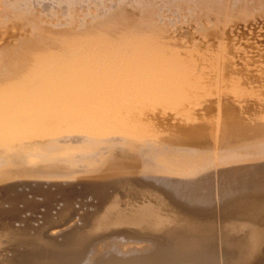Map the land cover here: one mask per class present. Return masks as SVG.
<instances>
[{"label": "bare ground", "instance_id": "6f19581e", "mask_svg": "<svg viewBox=\"0 0 264 264\" xmlns=\"http://www.w3.org/2000/svg\"><path fill=\"white\" fill-rule=\"evenodd\" d=\"M192 1L185 5L188 9L181 5L187 17L184 22L180 5L173 2L175 8L167 0H0V188L8 185L11 192L18 180L28 186L51 188L63 177L75 181L79 176L81 180L80 175L98 174L102 169L114 176L106 178L105 174L101 182L94 179L96 188L104 190L114 182L119 187L129 184L135 188L139 181L130 185L135 176L149 180L146 183L157 202L146 216L135 210L132 213L138 215H116L118 210L112 208L115 217L103 215L96 226L95 221L94 227L90 225L93 228L87 229L86 235L85 229L82 233L77 229L71 243L66 239V243H60L58 235L46 239L47 235H39L41 229L37 231L39 236L28 238L30 231L27 245L23 244L27 249L39 247L38 253L33 252L40 259L27 257L33 253L30 249L27 251L31 254L24 251L27 256L18 257L25 255L18 253V248L15 264H203L199 254L208 255L211 243L216 241L212 218L206 219L204 214L222 203L227 205L221 208L223 211L219 209L223 213L235 209L225 222V255L242 254L245 260L243 254L248 256L245 252H250L253 242H264V233L253 231L249 222L254 212L264 211V22L254 24V17L249 18L252 24H225L234 23L238 13L249 15L244 4L251 0H243L244 6L236 0L245 11L238 9L235 15L237 8H232L234 14H229L233 19L228 17L227 21L218 14L221 9L214 5L217 1H213L218 9L215 13L213 2L208 0L207 6L212 5L209 10L216 14L211 16L224 21H214V25L204 19L211 13L204 12L205 2L200 5L195 0L202 7L196 9ZM191 6L197 12L189 14ZM174 8L181 15L177 11L175 15ZM255 9L264 15V7ZM198 10H202L199 14L203 19L191 22L193 14L201 18ZM247 18L242 22H248ZM114 169L121 173L118 178L115 174L119 172H112ZM170 195L186 210L173 209ZM18 199V203L23 200ZM4 203L0 207H8ZM13 204L12 208L16 206ZM194 210L205 219L193 216ZM17 222L22 226V221ZM242 230L249 232L246 239L229 235ZM5 232V236L19 239L17 232ZM68 236L62 238L70 240ZM49 251L59 255L71 251L72 256L49 259L55 254L47 257L48 261L42 259L51 254Z\"/></svg>", "mask_w": 264, "mask_h": 264}, {"label": "rangeland", "instance_id": "374dc122", "mask_svg": "<svg viewBox=\"0 0 264 264\" xmlns=\"http://www.w3.org/2000/svg\"><path fill=\"white\" fill-rule=\"evenodd\" d=\"M167 1H170V2H168V4L170 3L171 4V6H174L175 8H176V6H179V8L182 10V6L181 5H186V6H189V3L192 1V0H190V2H188L187 0L186 1H182L181 3H178V2H175L174 0H167ZM199 4L202 2V3H204L205 2V6H204V4H202L203 6L202 7H205V10L206 11H204L205 13H207V14H209V11L210 10H212L213 8H215L213 11H217L218 9L220 10V11H218L217 13L219 14V15H223V17H225V18H223L222 17V19H224L225 21H227V20H229V18L228 17H231L230 16V14H234L233 12L234 11H237V12H235V15L238 13V9H241V11H245V9L242 7L241 8V6L239 5V3H237V1H236V3L238 4H234V2H232L231 0H230V2H229V0H225L226 2H223V3H225L226 5H227V7H228V5H229V7H228V9H227V7L225 6V4H220V3H222V1L223 0H221V2H220V0H216L217 2H218V5L215 3L214 4V2H215V0H211L213 3H212V5L214 4L216 7H218V9H216V7L214 6V7H212V5L211 4H209L208 3V6H207V2H208V0H196ZM211 1L209 0V2L211 3ZM250 1V0H249ZM255 1H257V2H255ZM173 2H175V4H176V6H175V4L173 5ZM184 2V3H183ZM188 2V3H187ZM195 0H193L192 1V3H193V5H195V6H198L197 4V2H195ZM227 2H229V4L227 3ZM238 2H240V4L242 5V6H244V7H246V9L247 8H249V9H247V10H249V11H245V13L247 12V13H249V15L248 14H245L244 16L245 17H243V13L239 10V12H241V13H238V15H236L235 16V20H234V23L232 22L233 20V16L231 17L232 19H230V20H232L231 21V23L230 22H226L225 24H228V25H246V24H252V22L255 24L256 22L257 23H259V22H264V15H261V14H263V12L261 13L260 12V14H259V11H260V9H255V8H262L263 9V7H264V0H251V2L247 5V4H244L245 2L247 3L248 1L247 0H245V2L243 1V0H238ZM242 2V3H241ZM244 2V3H243ZM177 3H178V5H177ZM197 3V4H196ZM232 3V4H231ZM257 3H259V4H257ZM166 4H167V2H166ZM166 4H165V6H166ZM244 4V5H243ZM191 5V4H190ZM201 5V4H200ZM198 6L196 9H201L202 7L201 6ZM233 6V7H231V6ZM263 5V6H262ZM168 6V5H167ZM183 6V9L186 7H184ZM212 7V9H211V7ZM224 7L225 9H227V11H228V14H229V16H227L228 14H224L225 12H223V10H222V7ZM240 6V7H239ZM248 6H251V7H248ZM253 6V7H252ZM164 7V6H163ZM169 7V8H168ZM167 7V9H166V11L169 9L170 10V6H168ZM193 6H191L190 7V9L192 8ZM200 7V8H199ZM208 7H210V8H208ZM220 7V8H219ZM234 7H236L237 9H235ZM158 8H161V6H159ZM174 8V10H175V15H176V11L178 10H180L178 7H177V10ZM223 8V9H224ZM232 8L233 9H235L233 12L231 11L232 10ZM171 11H173V8L171 7ZM186 9H188L187 7H186ZM188 10V12L189 11H192L193 9H191V10ZM195 9V10H196ZM210 9V10H209ZM224 9V10H225ZM230 9V10H229ZM242 9H244V10H242ZM168 10V11H169ZM254 10V12L256 13V11L257 10H259V11H257V14H255V13H253L255 16H253V17H249L250 15L252 16L253 14H250V13H252V11ZM256 10V11H255ZM161 11H163L164 12V9H161ZM178 11H177V13H178ZM184 10H182L181 12H183ZM187 11V10H186ZM185 11V13H188V12H186ZM194 11V10H193ZM192 11V12H193ZM199 11V10H198ZM202 10H200L199 12H198V14L199 13H202L201 12ZM213 11H210L211 13H210V15L209 16H211V14H214V15H216L215 13H216V11H215V13L213 12ZM222 11V13H220ZM226 11V12H227ZM232 13H231V12ZM263 11H264V9H263ZM170 12V11H169ZM169 12H165V13H169ZM180 12V11H179ZM180 12V13H181ZM194 12H197V11H194ZM203 12V13H204ZM213 12V13H212ZM173 12H171V15L170 16H172V17H175L173 14H174ZM179 14V13H178ZM178 14H177V16L176 17H178V19H179V16H178ZM183 15H181V14H179V15H181L182 17H180L182 20L183 19H185V17H186V15H185V17H184V12L182 13ZM189 14H192L191 12H189ZM188 14V15H189ZM217 14V17L218 18H220L219 17V15ZM258 14H259V16L261 17L262 16V20L260 19V21H259V16H258ZM200 16H198V18L199 17H201V18H199V19H197L196 17H197V14H196V17H195V14H193V16H194V19H193V17H192V15H191V17H192V19H191V22H194L195 23V21L197 22V21H199L200 19H203L202 18V16H201V14H199ZM204 15V14H203ZM248 15V16H247ZM257 15V16H256ZM190 16V15H189ZM205 17H204V19L206 20V19H209V21L210 20H212V22H209L208 21V23H215V22H218V23H220V24H223L224 23V21H223V23H222V21L221 20H219L218 19V21H217V19L215 18V17H210V18H206L207 16H206V14L204 15ZM208 16V17H209ZM248 18H247V17ZM190 17V18H191ZM255 17V18H254ZM258 17V18H257ZM171 18V17H170ZM168 19V21H170L171 19ZM187 18V17H186ZM190 18H188V20H190ZM195 18H196V20H195ZM236 18L238 19V21L239 22H237L236 21ZM245 18H247L246 20H248L249 18H251V20L254 18V19H256V20H252V22H251V20L249 21L248 20V22H246V23H244L245 21ZM177 18H175V21H177L176 20ZM181 19H179V20H181ZM215 19V20H214ZM173 21L172 22H174V18L172 19ZM179 20L177 21V22H179ZM181 20V21H182ZM241 20V21H240ZM186 21V19L184 20V22ZM207 21V20H206ZM215 21V22H214ZM242 21H244V22H242ZM177 22L175 23V24H177ZM188 22V21H187ZM237 22V23H236ZM180 23V22H179ZM178 23V24H179ZM182 23H183V21H182ZM190 23V22H189ZM218 23H216V24H218ZM236 23V24H235ZM192 24V23H191ZM215 24V25H216ZM224 24V25H225ZM212 25H214V24H212ZM228 25H226V26H228ZM263 170H264V168H262ZM115 170V171H114ZM112 172H116V173H118L119 171L117 170V169H114ZM102 171V169L100 170V172L99 171H97V172H99L101 175H102V177H100L101 175L98 173H95V172H92L91 174L90 173H88V174H86L85 176L84 175H80V176H82V178H81V180H78V177L79 176H77L76 178L77 179H75V181L73 180L74 178H72V180H71V178H69V180H71V181H67V180H64L66 177H63V178H61V179H59V178H56V179H59V180H62V181H56L57 182V184H55V186L54 185H52L51 186V188H50V185H48V186H38V188L35 186V185H25L24 184V182L22 183V181H20V180H18L17 181V183L16 182H14L13 183V185H12V189H14L13 190V192H12V189H10L11 190V192L10 191H7V190H9V187H8V185H7V187L5 188H0V191H1V189L3 190L2 191V193H0V198H1V195L3 196V194H4V198H1L0 199V201L2 200L3 202H5L4 204L6 205L7 204V206L8 207H10L9 209H8V207H4V206H2L1 205V207H2V209H1V207H0V212H1V210H3V208H4V212H1L0 213V253L2 252V253H4V254H6V255H3L2 253H1V255H2V257H1V255H0V262L2 261V264H3V262H4V264H5V262H6V264L7 263H12V264H15L14 263V261L15 260H19V259H17V256L18 257H22V256H27V253H24V251H27V250H32V252L33 251H37L38 250V248L39 247H34L35 248V250H33V248H29V249H27L28 248V246L26 247L25 246V244H26V242L25 241H27L28 239H27V235L29 234V232L31 231V232H34V233H38L39 231L38 230H40V233H39V235H41L42 237H45L46 235V239H51V238H55V236L56 235H58V236H56L57 238V240L58 241H61L60 243H62V242H64V239H66V241L68 240L70 243L72 242L71 240H73V232L75 233V232H78L79 230L81 231L80 233H82V231L85 229L86 231L84 232L83 231V234H87V229H89V230H91L93 227H94V221H95V226H96V224H97V222H98V220L101 218H104L105 217V215L106 216H110V215H112L113 213L115 214L116 213V211L115 210H118L117 211V213H116V215H118L119 213L118 212H120V214L122 215L123 213H125L124 215H126V213L127 212H129V214L127 213V217H130L132 214H134V215H138V214H140L141 212V216H146V212L148 213V211L150 210V207H152L153 209H155L156 208V206H157V202H156V199H154V197H153V195H155L154 194V192H152V188L150 187V184H148V183H146L147 181H149V180H145V179H143V180H141L140 178L138 179V177H135V176H132L131 174L129 175V176H132L131 178H132V180H131V184L130 185H132L133 183L135 184V183H137V181H139L137 184H135V188H134V186H133V188L131 187V186H128V185H125V187L123 188L122 186V188L121 187H119V186H117L118 184L117 183H113V185H112V187H111V185L109 186H107L104 190H101V189H99L98 187L96 188L95 187V185H93L92 183H94L95 182V180L97 179V182H101L103 179H100V178H107L108 177V175H109V177H110V175L112 174V176H114V173H105V171H103V172H101ZM94 173V174H93ZM104 174V175H103ZM105 174H107L106 176H105ZM121 173L119 172L118 174H115V178H118V176L120 175ZM105 176V177H104ZM98 177H99V179H100V181L98 180ZM108 177V178H109ZM80 178V177H79ZM91 178H93L92 180H90ZM136 180H134V179ZM95 179V180H94ZM64 180V181H63ZM78 181V183H76L77 181ZM85 180V181H84ZM134 180V181H133ZM20 181V183L21 184H23L24 186H22L21 184H18V182ZM46 179H45V185H46ZM81 183H80V182ZM133 181V182H132ZM43 182V183H44ZM51 182V181H50ZM53 182V181H52ZM55 182V183H56ZM64 182H66V183H64ZM73 183V184H71V183ZM106 182V184H108V182H109V180L107 181H105ZM144 182V183H143ZM74 183H75V185H74ZM86 185H85V184ZM127 183V182H126ZM140 183H143V184H140ZM18 184V186L17 187H15L14 188V186L15 185H17ZM60 184H62L61 186H63V188H60L61 186H60ZM84 184V185H83ZM105 184V185H106ZM148 185V190L146 189L147 188V186L146 185ZM66 185V186H65ZM69 185V186H68ZM71 185V186H70ZM143 185V186H142ZM27 186V188H25ZM33 186L35 187L34 189H33ZM115 186V187H114ZM126 186L128 187V188H126ZM43 187V188H42ZM57 187V188H56ZM71 187V188H70ZM78 189H77V188ZM80 187V188H79ZM92 187V188H91ZM110 187H111V189H110ZM113 187H114V189H113ZM116 187H118V188H116ZM137 187V188H136ZM138 187L140 188H144L143 190L140 188V189H138ZM26 190H25V189ZM30 190H29V189ZM32 188V189H31ZM45 188H46V190H45ZM48 188V189H47ZM56 188V189H55ZM59 188V189H58ZM5 189V190H4ZM36 189V190H35ZM41 189V191H38V190H40ZM109 189V190H108ZM113 189V190H112ZM146 189V190H145ZM151 191H150V190ZM157 189H159V188H157ZM20 190H22V191H20ZM33 190H35L36 192H34ZM44 190V191H43ZM49 190H51V192L49 191ZM61 190V191H60ZM65 190V191H64ZM122 190V191H121ZM140 190H141V192H140ZM4 191H5V193L7 194H5L4 193ZM15 191H17L18 192V194L17 195H14V196H18L19 197V199H18V197H17V199L20 201V199H23L22 201H20V203H18V201H17V199H15L14 198V196L12 197L11 195H13L12 193H14ZM28 191H31V192H28ZM48 193H47V192ZM58 191V192H57ZM91 191H93V192H91ZM143 191V192H142ZM145 191H149V192H151L150 194L147 192V194L145 193ZM19 192H20V195L21 196H19ZM39 192H41V193H39ZM54 192V193H53ZM71 192H73V193H71ZM84 192V193H83ZM90 192V193H89ZM95 192V193H94ZM157 192V191H156ZM155 192V193H156ZM167 192V191H166ZM8 193H11V194H8ZM33 193V194H32ZM35 193H36V195H35ZM47 193V194H46ZM59 193V194H58ZM60 193L62 194V196L60 195ZM64 193H65V195H64ZM66 193H68V194H66ZM144 193V194H143ZM23 194H24V196H23ZM27 194V195H26ZM32 194V195H31ZM37 194H38V196H37ZM75 194V195H74ZM76 194H77V196H76ZM116 194V195H115ZM163 194H165V192L163 193ZM162 194V196L164 197V195ZM26 195V196H25ZM46 196L45 198L47 199V200H45V198L43 199L42 198V196ZM49 195V196H48ZM64 195V196H63ZM66 195H67V197H66ZM105 195V196H104ZM113 195V197L111 198V196ZM150 195V196H149ZM8 196H10V198L8 197ZM34 196H35V198H36V196H37V198H38V200H37V198H36V200L34 201ZM96 196V197H95ZM117 196V197H116ZM8 197V198H7ZM20 197H23V198H20ZM25 197L27 198V200L25 199ZM32 198V201H29V198ZM41 197V198H40ZM47 197H49V198H47ZM60 197V198H59ZM100 197V198H99ZM162 197V198H163ZM30 198V199H31ZM57 200H55V199ZM66 198V199H65ZM71 200H70V199ZM88 198V199H87ZM109 198V199H108ZM162 198H161V200H162ZM174 199V197H172L171 195H170V197H169V201H170V199H171V203H170V206L173 208V209H177V210H180V209H185L186 210V208L184 207H182L181 205L182 204H176V202H178L179 203V201H177L176 199ZM6 199V200H5ZM15 199V201H17L16 203H15V201H13ZM68 199V200H67ZM76 200L77 201V203H73V202H76V201H74V200ZM108 199V201H106ZM116 199L117 200H119L118 202L116 201ZM7 200H11V201H7ZM55 200V201H54ZM60 202H59V201ZM63 200V201H62ZM66 200V201H65ZM91 200V201H90ZM164 200L165 201H167V199L166 198H164ZM1 201V202H2ZM13 201V202H12ZM25 201H28V203L27 204H25ZM45 201V202H44ZM51 201V202H50ZM54 201V202H53ZM68 201V202H67ZM69 201H70V203H69ZM89 201V202H88ZM111 201H114V202H112V204L114 203V205L115 206H111V208L109 207L110 205H112V204H110L111 203ZM116 201V202H115ZM175 201V202H174ZM0 202V203H1ZM9 204H8V203ZM25 204H23V203ZM40 202V203H39ZM44 202V203H43ZM65 203V206H64V203ZM168 202V201H167ZM16 205H14V204ZM35 203H37V205L35 204ZM59 203V204H58ZM62 203V204H61ZM86 204V205H82V204ZM106 203V204H105ZM115 203H118V205H116ZM119 203H120V205H119ZM11 204H13V206H15V207H11ZM19 204H21L20 206L21 207H19ZM41 204V205H40ZM78 204V205H77ZM94 204H95V206H94ZM173 204H175L176 206L174 207V205ZM10 205V206H9ZM34 205V206H33ZM52 205V206H51ZM56 205V206H55ZM63 205V206H62ZM66 205H68V206H66ZM108 205V206H107ZM169 205V204H168ZM222 205V206H221ZM219 204V205H217L216 207V210H214V211H212V212H214V213H212V212H210V211H208V212H210V213H208V212H206L207 214H209V215H207L205 212V214L204 215H206L207 217H205V216H203L201 213V215L203 216V217H205L206 219L207 218H212L211 220L213 221V226H212V228L213 229H211L212 230V232L215 234V239H216V241H215V243L214 242H212L211 243V246H210V253L207 255V253H203V254H206V256L205 255H201V254H199L200 256H199V261H202V263L203 264H237L238 262H236V261H240V263H242V264H247L248 262V264H264V242L262 241L261 243L260 242H258V244L257 243H255V245H254V242H253V247L254 246H256L255 248H253V247H249L251 250H250V252H248V251H246L245 253L246 254H248V256H246L245 254H243V258L245 259V260H243L242 259V257H241V255H239L238 257H237V255L235 256V254L233 255L231 252H228V255H230L229 253H231V255L229 256V258H227L228 257V255H225V254H227V251H226V253L224 252L227 248H225V246L223 245V240L222 239H224L223 238V233H227V232H225L224 230H225V222H227V221H229L230 220V216H231V211H233V210H235V209H230L228 212L226 211V212H222L223 211V209H221L222 207H225V206H227V205H225V203H222V204ZM225 205V206H224ZM17 206L19 207V209H17ZM51 206V207H50ZM70 206V207H69ZM78 206V207H77ZM105 206V207H104ZM117 206V207H116ZM121 206V207H120ZM179 206H180V208H179ZM220 208H219V207ZM23 207V208H22ZM57 207H60V208H57ZM66 207V208H65ZM80 207V208H79ZM88 208V209H86V208ZM102 207H103V209H102ZM120 209H119V208ZM182 207V208H181ZM45 209V210H42V209ZM77 208V209H76ZM108 208H110V210H108ZM112 208H115V210H113ZM116 208H118V209H116ZM124 210H122V209ZM191 208V207H190ZM189 207H188V209L189 210H192V209H190ZM5 209H7V210H5ZM12 209V210H11ZM16 209V210H15ZM47 209V210H46ZM53 209V210H52ZM125 209H126V211H125ZM222 210V211H220V210ZM11 210V211H10ZM20 210V211H19ZM35 210V211H34ZM52 210V211H51ZM56 210V211H55ZM73 210V211H72ZM90 210V211H89ZM106 210H108V211H110V212H108L107 211V213L109 214H105L104 212H106ZM112 210V211H111ZM119 210H121V211H119ZM133 210H135V211H137L136 213H138V214H136L135 213V211H134V213H132L133 212ZM184 210V211H185ZM9 211H10V213H9ZM17 211H19V212H17ZM42 211V212H41ZM72 213H71V212ZM76 211V212H75ZM94 213H93V212ZM96 211V212H95ZM140 211V212H139ZM195 212H196V214H195V212H194V215L193 216H197V215H199V213L197 214V211L196 210H194ZM216 211V212H215ZM220 211V212H219ZM5 212H7V213H5ZM60 212V213H59ZM99 212V213H98ZM101 212V213H100ZM112 212V213H111ZM131 212V213H130ZM189 212V211H188ZM192 212H193V210H192ZM221 213L220 215H222L221 217L219 216V213ZM262 212V213H261ZM3 213L5 214V215H3ZM8 213H9V215H8ZM14 213V214H13ZM34 213V214H33ZM38 213V214H37ZM40 213V214H39ZM64 213V214H63ZM213 214V216L214 217H212V216H210V214ZM255 213L256 212H254V216H253V218H251L250 220H249V222H251V224H250V226H251V228L253 229V231L256 229V230H258V231H256V232H258V233H260V232H263L264 233V211H260V212H258V213H256V215H255ZM261 214V216H263V218L261 217V216H259L260 214ZM13 214V215H12ZM18 214V215H17ZM25 214V215H24ZM27 214V215H26ZM44 214V215H43ZM48 214H51V215H48ZM52 214H53V216H52ZM62 214V215H61ZM66 214V215H65ZM93 214H94V216H93ZM131 214V215H130ZM143 214V215H142ZM145 214V215H144ZM12 215V216H11ZM56 215V216H55ZM60 215V216H59ZM73 215V216H72ZM84 215V216H83ZM103 215H104V217H103ZM115 215V216H116ZM130 215V216H129ZM139 215V216H140ZM201 215H199L200 216V218H202L201 217ZM215 215H216V217H215ZM4 216H5V218H4ZM24 216V218H21V217H23ZM36 216V217H35ZM76 216V217H75ZM82 216V217H81ZM113 217H115L114 215H112ZM133 216V215H132ZM140 216V217H141ZM258 216L259 217H261V218H258ZM2 217V218H1ZM9 217V218H8ZM11 217V218H10ZM19 217V218H18ZM35 217V218H34ZM38 217V218H37ZM42 217V218H41ZM62 217V218H61ZM66 217V218H65ZM118 217V216H117ZM198 217V216H197ZM8 220H7V219ZM17 219V221H22L21 222V225L22 226H20V222L18 223L17 221H16V219ZM27 218V219H26ZM29 218V219H28ZM64 218V219H63ZM144 218V217H143ZM163 219H165L164 217H162ZM205 218H202V219H205ZM10 219V220H9ZM15 219V220H14ZM41 219H43V220H41ZM45 219V220H44ZM57 219H59V220H57ZM262 219V220H261ZM12 220H14V221H12ZM37 220V221H36ZM41 220V221H40ZM51 220V221H50ZM62 220V221H61ZM7 221H8V223L10 222V224H9V227H10V231H15V232H17L19 235H16L17 237H19V239L18 238H16L15 237V239H12V238H10L9 236H5V234H6V232L5 231H7V233H8V231L9 230H7L8 229V227H6L7 225H8V223H7ZM35 221V222H34ZM75 221V222H74ZM12 222V223H11ZM39 222V223H38ZM15 225H14V224ZM16 223H18L17 225H18V227H17V225H16ZM25 223V224H24ZM34 223V224H33ZM40 223H43L42 224V226H41V224ZM88 223V224H87ZM45 224V225H44ZM50 224L52 225V226H50ZM54 224V225H53ZM93 224V225H92ZM11 225V226H10ZM14 225V226H13ZM24 225V226H23ZM26 225V226H25ZM71 225V226H70ZM75 225V226H74ZM83 228V229H81V227ZM90 226V225H92V226H90V227H87V226ZM3 226V227H2ZM41 226V227H40ZM5 227H6V229H5ZM14 227V228H13ZM20 227H23V228H20ZM27 227V228H26ZM55 227V228H54ZM80 227V228H79ZM92 227V228H91ZM168 227H170V228H172L173 227V225L172 224H169L168 225ZM11 228L12 229H14V230H11ZM20 229V231H18L17 229ZM45 228V229H44ZM65 230H64V229ZM72 228V229H71ZM74 228H76V229H74ZM91 228V229H90ZM4 229V230H3ZM22 229H23V231L25 232V234H24V232L22 231ZM27 229H29L28 230V232H27ZM68 229V230H67ZM77 229H79V230H77ZM44 230V231H43ZM72 230V231H71ZM1 231H3V233H4V235L2 234V232ZM38 231V232H37ZM57 231H59L58 233H60V234H58L57 233ZM63 231V232H62ZM66 231L67 232H69V234L68 233H66ZM31 232H30V234H31ZM56 232L57 234H54V233ZM62 232V233H61ZM255 232V233H256ZM34 233H32L31 235H33ZM53 233V234H52ZM65 233V235H69L68 236V238H70V240L69 239H67V237L66 238H62L63 236H65V235H63ZM212 233V234H213ZM233 233V232H232ZM231 232H229V235H232V237H234V238H237V239H239V240H242V239H246L247 238V236H249V232H248V230L247 231H244V230H242V231H240V232H238V234H236V233H234V234H232ZM2 234V235H1ZM28 235V238H32V237H36V236H39L38 234L37 235H33V236H31V235ZM72 234V235H71ZM228 234V233H227ZM236 234V235H235ZM44 235V236H43ZM51 235V236H50ZM52 235H53V237H52ZM60 235H61V238H60ZM63 235V236H62ZM229 235H228V237H229ZM239 237H238V236ZM26 238H25V237ZM48 236L50 237V238H48ZM70 236H72V237H70ZM225 236V235H224ZM246 236V237H245ZM9 237V238H8ZM23 237V238H22ZM21 238V239H20ZM25 238V239H24ZM23 239V240H22ZM13 240V241H12ZM68 242V243H69ZM11 243V244H10ZM13 243V244H12ZM16 243H17V245H16ZM22 243V244H21ZM23 243H25V244H23ZM64 243H66V242H64ZM69 243V244H70ZM214 243V244H213ZM222 244V245H221ZM22 245V247L23 248H25V249H23V248H21L20 246ZM24 245V246H23ZM27 245V244H26ZM29 245V244H28ZM71 245V244H70ZM19 246V247H18ZM9 247V248H8ZM13 248V249H11V248ZM17 247V248H16ZM225 249H224V248ZM18 248H19V251H18ZM37 248V249H36ZM253 248V249H252ZM260 248V249H259ZM8 249V250H7ZM23 249V250H22ZM255 249H257L256 250V252H254L255 251ZM3 250H5V251H3ZM18 251V253L20 252V254H21V252L22 253H24L25 255H18L17 254V251ZM15 251V252H14ZM230 251V250H229ZM29 254H31L32 252L31 251H27ZM35 252H33L32 253V255H30V256H27V257H32V259H35V260H38V259H40V256L38 255H36L35 256ZM8 253H10V254H8ZM36 253H38V252H36ZM48 253H51V254H48ZM47 254L48 255H46V256H43V257H41L42 259L44 258V257H50V255H55V254H52L53 253V251L52 252H48ZM250 253H254L253 254V256H252V254H250ZM15 255L14 257L12 256V255ZM16 254H17V256H16ZM10 257H9V256ZM33 255L35 256V257H33ZM72 256V254H71V251H67V252H65L64 254H62V255H59V254H56V256H51L49 259H53L52 257H55L54 259H59V258H63L64 260L69 256V258H67V259H71V256ZM203 256V257H202ZM208 257V258H205V257ZM6 257H7V259H6ZM16 257V258H15ZM39 257V258H38ZM226 257V258H225ZM2 258H4V259H6V261L4 260V259H2ZM10 258H13V261H12V259H10ZM15 258V259H14ZM38 258V259H37ZM46 258H44V259H46ZM46 259V261H48L49 259ZM205 258V259H204ZM252 258V259H251ZM234 259V260H233ZM247 259V260H246ZM225 260V261H224ZM16 262V261H15ZM234 262H236V263H234ZM137 264H139L138 262H136ZM135 262H133L132 264H136ZM240 263H238V264H240ZM131 264V263H130ZM141 264V263H140Z\"/></svg>", "mask_w": 264, "mask_h": 264}]
</instances>
